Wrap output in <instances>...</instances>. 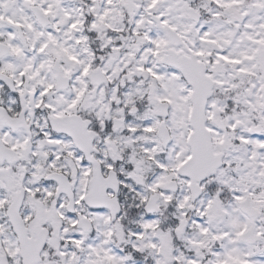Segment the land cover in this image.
I'll return each mask as SVG.
<instances>
[{"label": "snow or ice", "instance_id": "6c2138e0", "mask_svg": "<svg viewBox=\"0 0 264 264\" xmlns=\"http://www.w3.org/2000/svg\"><path fill=\"white\" fill-rule=\"evenodd\" d=\"M0 264H264V0H0Z\"/></svg>", "mask_w": 264, "mask_h": 264}]
</instances>
